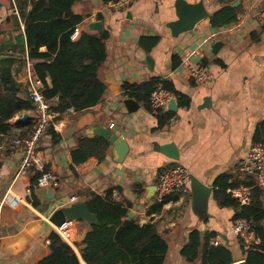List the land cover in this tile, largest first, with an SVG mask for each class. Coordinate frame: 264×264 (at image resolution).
Segmentation results:
<instances>
[{
    "label": "crops",
    "instance_id": "1",
    "mask_svg": "<svg viewBox=\"0 0 264 264\" xmlns=\"http://www.w3.org/2000/svg\"><path fill=\"white\" fill-rule=\"evenodd\" d=\"M175 1H140L117 10L101 0H84L73 7L75 14L85 18L77 26L78 39L82 33H98L89 29L95 22L109 33L107 60L99 69L106 91L95 107L64 112L56 119L52 128L59 137L56 143L49 132L40 140L38 154L56 185L36 189L38 207L30 193L34 173L17 175L24 153L6 146L0 149V264L39 263L50 254L46 237L55 231L50 223L52 215L71 205V198L86 202L91 194L105 196L111 190L112 198L131 204L128 220L155 224L164 234L169 243L165 264H186L179 253L192 231L216 233L220 242L236 252L235 262L242 260L233 230L235 209L217 204L214 183L223 174L230 176L229 183L245 178L240 168L253 145L257 126L264 121V27L257 21L264 0H186L203 1L209 14L225 6H239L243 13L231 25L214 28L209 19L173 38L166 24L177 19ZM0 3V61L14 59L9 68L18 96L27 100V52L17 41L24 35L25 26L15 0ZM153 36H160V42L147 51L140 39ZM253 36L259 39L254 41ZM215 43H222L216 54L212 49ZM174 56L180 61L176 68L172 67ZM203 62L213 80L196 84L189 77L188 65ZM154 79L171 82L191 99L189 108L179 107L175 99L174 119L160 130L156 129L157 112L124 96V85L139 86ZM47 83L51 86L49 78ZM128 100L136 103L133 111L126 104ZM24 115L27 119L18 122ZM36 120L34 109L14 117L9 122L12 133L0 134V146L13 136L28 137ZM100 128L126 141L125 158L120 159L118 150L110 145L103 162L93 158L72 170L71 153L80 138H94ZM170 143L178 149V161L161 152V147ZM174 164L184 166L196 180L191 179L187 194L170 195L162 211L154 213L151 209L156 204L158 175ZM52 194L56 197L48 200ZM76 226L77 239L72 240V232L67 242L78 253L75 243L84 238L87 229L78 222Z\"/></svg>",
    "mask_w": 264,
    "mask_h": 264
},
{
    "label": "trees",
    "instance_id": "2",
    "mask_svg": "<svg viewBox=\"0 0 264 264\" xmlns=\"http://www.w3.org/2000/svg\"><path fill=\"white\" fill-rule=\"evenodd\" d=\"M16 7L25 26L24 35L17 39L26 47L28 57L33 61L36 75L42 82V93L46 99L54 101V111L61 113L69 109L82 112L102 102L106 85L99 77V69L107 60V31L100 33H82L78 40L72 35L85 18L77 15L73 7L84 0H15ZM110 4L118 0H101ZM31 6L30 10H27ZM243 13L239 6H225L212 14L210 23L214 28H222L236 23ZM101 19L100 17H98ZM254 41L259 36H253ZM160 36L142 37L140 45L147 51L155 48ZM46 51L42 52L41 49ZM173 68L180 61L173 57ZM14 59L0 61V134L10 135L13 131L9 123L19 114L33 110L28 100L21 99L19 89L10 71ZM202 65H206L205 62ZM51 80V86L47 79ZM159 79L142 85H124V96L134 98L148 110L149 96ZM163 86L171 91L179 107L189 108L191 99L177 91L174 85L162 80ZM157 128L163 129L170 125L175 113L171 111L157 112ZM29 129V128H28ZM29 132L31 130H28ZM56 143L59 137L51 128L48 131ZM252 143L264 147V121L257 126ZM109 142L100 137H82L78 147L72 151L71 169L91 159L103 162L109 149ZM45 171L48 169L45 167ZM30 193L33 205L39 206L36 196L39 171H32ZM230 176L223 174L214 183V196L221 208H234L233 222L244 219L249 223L259 242L248 250L238 239L240 254L245 256L247 264H264V187L259 186L254 176H246L243 180L229 183ZM246 184L251 187V203L241 206L227 193L231 187ZM112 190L105 196L91 194L86 203L89 211L95 214L98 224L81 222L87 231L84 238L75 243L74 248L56 231H51L46 239L49 242L50 254L37 264H165L169 252V243L155 224L140 225L135 220H128L131 209L129 202L117 201L111 196ZM170 200L167 197L162 203L155 204L151 211L161 212ZM216 233L201 234L192 231L187 243L181 248L179 255L186 264H233L236 252L225 243L217 246L211 244ZM77 239V228L73 231L72 240Z\"/></svg>",
    "mask_w": 264,
    "mask_h": 264
},
{
    "label": "built area",
    "instance_id": "3",
    "mask_svg": "<svg viewBox=\"0 0 264 264\" xmlns=\"http://www.w3.org/2000/svg\"><path fill=\"white\" fill-rule=\"evenodd\" d=\"M147 1L157 2L159 0H118L110 3L113 9H125L136 2ZM258 23L264 27V9L257 15ZM79 30L76 28L72 40H78ZM25 64L27 66L26 92L27 100L32 104L33 109L37 114V120L28 137L13 136L5 144L0 146L3 149L5 146L11 151H21L24 156L19 164L17 175H24L33 170L39 171L41 176L38 179V186L50 188L56 185L54 175L45 171V162L38 154V146L40 140L53 128L56 119L62 114L53 110V102L46 99L42 93V82L35 73L33 61L25 55ZM188 74L190 79L196 84H205L213 80V74L208 66L202 64L188 65ZM175 97L173 93L167 90L162 83V80L156 85L149 96L150 107L155 112H164L168 110V106ZM66 112L76 113L74 109H69ZM172 122V121H171ZM114 123L110 124V128H114ZM241 173L244 177L254 176L259 186L264 187V147L260 144L252 145L250 151L242 162ZM192 176L190 172L180 164H174L164 169L157 178L155 202L162 203L167 197L174 193L187 194ZM233 199L241 206H246L251 203L252 193L251 187L246 184H241L231 187L227 190ZM76 198H71L69 204L76 202ZM77 222L65 221L61 225L55 227V231L64 239L69 240V235L77 228ZM233 230L238 239L244 243L246 250L259 242L255 232L244 219H238L233 224ZM220 243V237L216 236L211 240V244L217 246Z\"/></svg>",
    "mask_w": 264,
    "mask_h": 264
},
{
    "label": "water",
    "instance_id": "4",
    "mask_svg": "<svg viewBox=\"0 0 264 264\" xmlns=\"http://www.w3.org/2000/svg\"><path fill=\"white\" fill-rule=\"evenodd\" d=\"M2 4L0 3V9ZM175 13L177 19L166 24V28L169 30L173 38H178L180 35L193 31L195 27L205 21L209 20L212 17V14H209L203 1L197 3H189L186 0H176L174 3ZM89 29L94 32L100 33L102 31V24L100 22L92 23L89 26ZM222 47V43H215L213 45V53L216 54L218 49ZM130 111H133L132 105L136 106L135 101L128 100L126 102ZM208 99L204 101V106H208ZM176 102L175 99L172 100L168 106V110L171 112H176ZM27 119V115H24L19 119L18 122H24ZM96 135L106 139L110 145L118 150L120 159H124L126 152L128 151V146L126 141L119 137L116 134H113L109 129L100 128L96 131ZM161 152L165 154L170 159L175 161L179 160L178 149L175 144L170 143L163 145L161 147ZM192 180H196L192 177ZM156 188V187H155ZM48 196V200L54 199L56 196ZM65 221H75L78 223L84 222L89 224H98V219L95 214H92L87 206L85 201H76L69 206H64L57 210L52 217L50 218V223L52 225L59 226ZM1 237V234H0ZM233 264H247L246 259L234 262Z\"/></svg>",
    "mask_w": 264,
    "mask_h": 264
},
{
    "label": "rangeland",
    "instance_id": "5",
    "mask_svg": "<svg viewBox=\"0 0 264 264\" xmlns=\"http://www.w3.org/2000/svg\"><path fill=\"white\" fill-rule=\"evenodd\" d=\"M65 199H63L61 202H63ZM238 255H240V254H238ZM239 258H241L242 260H245L246 258H245V256H240Z\"/></svg>",
    "mask_w": 264,
    "mask_h": 264
}]
</instances>
